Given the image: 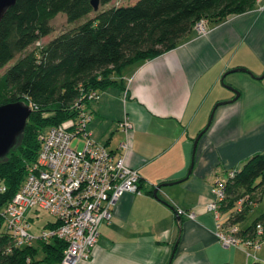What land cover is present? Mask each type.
Here are the masks:
<instances>
[{"label": "crops", "instance_id": "crops-1", "mask_svg": "<svg viewBox=\"0 0 264 264\" xmlns=\"http://www.w3.org/2000/svg\"><path fill=\"white\" fill-rule=\"evenodd\" d=\"M208 25L207 35L193 31L171 52L131 67L120 79L126 89L110 86L89 104L88 131L114 152L128 141L126 163L138 170L142 193L121 198L112 222L101 227L92 257L82 264H264V244L246 249L252 257L244 248L221 245L215 217L206 211L217 182L264 154V78L257 79L264 75V0L220 25ZM237 69L249 73L225 77L240 93L229 104L236 93L222 78ZM213 111L187 178L194 142ZM126 117L134 126L128 137L120 128ZM172 183L177 184L155 196L159 185ZM174 206L195 212L196 220L179 221ZM254 208L256 201L248 213ZM234 211L221 213L226 230Z\"/></svg>", "mask_w": 264, "mask_h": 264}, {"label": "trees", "instance_id": "trees-1", "mask_svg": "<svg viewBox=\"0 0 264 264\" xmlns=\"http://www.w3.org/2000/svg\"><path fill=\"white\" fill-rule=\"evenodd\" d=\"M256 1L137 0L133 5L102 11L44 43L52 34L50 23L59 15L73 24L96 12L92 0H19L0 25V74L5 70L0 75V106L23 102L37 108L20 137L21 145L16 149V144L0 160V186L6 187L0 192V210L20 190L28 166L38 160V133L75 117L74 105L84 94L90 90L101 94L110 86H119L127 69L176 49L200 20L220 25L229 16L254 9ZM109 3L102 0L101 4ZM235 173L228 181L220 210H235L230 222L238 227L249 206L257 202L256 192L264 187V154L252 157ZM241 199L245 200L244 209L238 212ZM258 224L264 226V214L247 230L239 228L243 237L254 239ZM57 225L50 223L47 228ZM66 247L59 239L15 247L0 216V264H61ZM40 252L45 255L42 262L37 260Z\"/></svg>", "mask_w": 264, "mask_h": 264}, {"label": "built area", "instance_id": "built-area-1", "mask_svg": "<svg viewBox=\"0 0 264 264\" xmlns=\"http://www.w3.org/2000/svg\"><path fill=\"white\" fill-rule=\"evenodd\" d=\"M195 31L201 36L207 35L210 31L208 21L197 22ZM83 96L74 105L75 117L41 133L37 162L28 166L20 190L0 210L5 231L14 240L15 247L52 239L64 241L67 247L61 264H82L89 260L98 245L101 227L112 222L117 203L126 194L142 193L138 170L126 163L128 141L121 143L119 150L114 152L94 140L88 131L92 116L87 103L98 102L101 94L90 90ZM29 106L32 110L37 108L34 104ZM120 128L128 137L134 126L126 117ZM78 136L85 140L81 152L72 147L73 139ZM235 172H230L227 180L214 185V199L206 206V211L215 217V233L221 245L244 248L247 256L252 257L246 249H261L264 226H256V235L252 239L243 237L239 227L231 225L226 230L220 223V204L226 198L228 181L236 176ZM5 191L6 187L1 185L0 192ZM244 203V199L238 201V212L243 211ZM174 209L178 217L197 218L193 211ZM33 210L48 212L58 225L37 237L31 232L29 222V213Z\"/></svg>", "mask_w": 264, "mask_h": 264}, {"label": "water", "instance_id": "water-1", "mask_svg": "<svg viewBox=\"0 0 264 264\" xmlns=\"http://www.w3.org/2000/svg\"><path fill=\"white\" fill-rule=\"evenodd\" d=\"M18 1L19 0H0V25L7 11L15 7ZM99 3H100V0H92L91 2L92 7L94 8L96 12L99 10ZM239 72L249 73L246 69H237V70H232L230 72H227L222 78V82L224 86L232 90L234 93H236V98L228 102L229 104L236 101L238 97L240 96V93L235 91L232 87L227 86L224 83V79L229 74L239 73ZM250 75L253 78H255L253 74L250 73ZM263 78H264V75L257 79L260 80ZM225 104H227V102L221 103V105H225ZM32 112L33 111L31 107L25 105L23 102L8 103V104L0 106V160L7 157L9 153L15 148L19 137H21L26 130V127H27V124H28V121H29V118ZM214 113L215 111H213L211 115V119L209 121V125L207 129H205V131H203L194 142V155H193L192 165L189 170L187 178H190V176L192 175L193 168H194L196 148L198 146V143L201 137L207 132L209 126L212 124ZM174 184H177V183L159 185L154 191L155 196L158 195V192L162 188L172 186ZM178 220L181 221V217H178Z\"/></svg>", "mask_w": 264, "mask_h": 264}, {"label": "rangeland", "instance_id": "rangeland-1", "mask_svg": "<svg viewBox=\"0 0 264 264\" xmlns=\"http://www.w3.org/2000/svg\"><path fill=\"white\" fill-rule=\"evenodd\" d=\"M136 1L137 0H110L109 4L103 6L101 4L102 0H100L98 12H93L92 14H90L85 19H82V20H80L76 23H73V24H69L67 22V17L65 15H59L57 18H55L50 23V26L52 28V34L50 36H48L47 38H45L43 41H44V43H49L51 40H53L54 38L63 34L64 32L70 31V30L78 27L79 25L87 22L89 19L94 18L97 14H99L102 11H106V10L111 9L113 7L133 5ZM14 63H15V61L12 62V64H14ZM128 70L129 69L126 70L127 73H128ZM4 71L5 70H3L1 72V74ZM236 75H240V74L237 73ZM122 86H123V84L120 83L118 87L122 88ZM40 135H41V132L38 133V137H37L38 139H39ZM21 140H22L21 138L18 139L16 149L21 145ZM84 146H85V140L83 139V137L78 136V137L73 139L72 147L74 149H77L79 152H81V151H83ZM259 183L260 182H257L256 186H258ZM247 197H249V195H247ZM255 199L257 200L256 208H254L252 212L247 214L245 221L243 223L239 224L240 226L245 227V226L251 225L254 221H256L255 218H256V216H258V212L264 211V187L259 188V190L255 194ZM29 222L31 223V232L34 235H36L37 237H39L43 231L48 230L47 227L50 223L56 222V219L46 211H43V210L34 211L33 210L29 213ZM44 258H45V255L42 252H40L38 257H37V260L42 262L44 260Z\"/></svg>", "mask_w": 264, "mask_h": 264}]
</instances>
